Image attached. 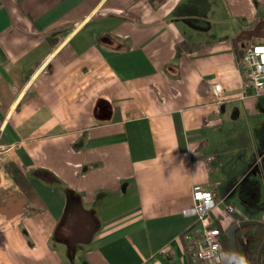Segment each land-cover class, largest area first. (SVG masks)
<instances>
[{
    "label": "crops",
    "instance_id": "0c3cea01",
    "mask_svg": "<svg viewBox=\"0 0 264 264\" xmlns=\"http://www.w3.org/2000/svg\"><path fill=\"white\" fill-rule=\"evenodd\" d=\"M252 41L264 0H0V264H201L197 185L221 236L264 220Z\"/></svg>",
    "mask_w": 264,
    "mask_h": 264
},
{
    "label": "built area",
    "instance_id": "2783aa9c",
    "mask_svg": "<svg viewBox=\"0 0 264 264\" xmlns=\"http://www.w3.org/2000/svg\"><path fill=\"white\" fill-rule=\"evenodd\" d=\"M238 62L243 75V92H264V42H250ZM214 90L219 95L222 87L216 84ZM192 195L194 202L185 209V213L195 216L198 222L184 233L186 251L196 263L222 264L228 254L222 241L221 228L211 215L216 205V194L212 189L197 185ZM227 209L235 211L232 204L227 205Z\"/></svg>",
    "mask_w": 264,
    "mask_h": 264
},
{
    "label": "trees",
    "instance_id": "16d2710c",
    "mask_svg": "<svg viewBox=\"0 0 264 264\" xmlns=\"http://www.w3.org/2000/svg\"><path fill=\"white\" fill-rule=\"evenodd\" d=\"M199 47L200 44L193 42H184V48L186 50H191L194 47ZM7 168L13 175L16 182L20 187L32 198L36 196V193L31 186L28 177L24 171L18 167L15 163L11 162L7 164ZM235 240L237 245V250L239 254L240 264H258L257 255L259 248L264 241V227L262 226H246L238 229L235 232ZM222 241L227 250V259L234 262L230 243L228 236L225 234L222 236ZM262 261L264 263V253L262 256Z\"/></svg>",
    "mask_w": 264,
    "mask_h": 264
},
{
    "label": "water",
    "instance_id": "95a60500",
    "mask_svg": "<svg viewBox=\"0 0 264 264\" xmlns=\"http://www.w3.org/2000/svg\"><path fill=\"white\" fill-rule=\"evenodd\" d=\"M246 226H262V227H264V220L241 219V220L234 222L229 227L227 232H228L229 243H230V247H231V251H232V255H233V259H234L235 264H240L239 254H238L236 240H235V232L238 229H240L242 227H246ZM263 253H264V241L262 242V244L259 248V251H258V255H257V263L258 264H264L262 261Z\"/></svg>",
    "mask_w": 264,
    "mask_h": 264
}]
</instances>
